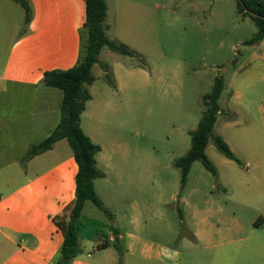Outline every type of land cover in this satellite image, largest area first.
Returning <instances> with one entry per match:
<instances>
[{"label": "rangeland", "instance_id": "obj_1", "mask_svg": "<svg viewBox=\"0 0 264 264\" xmlns=\"http://www.w3.org/2000/svg\"><path fill=\"white\" fill-rule=\"evenodd\" d=\"M105 3L106 36L131 55L102 49L86 86L92 99L80 126L101 148L96 166L103 177L93 185L108 213L87 201L83 214L176 249L179 264L254 254L255 246L234 250L227 243L264 242V39L246 44L256 24L238 14L235 0ZM219 76L224 88L213 133L238 162L209 141L205 155L215 173L195 161L182 183L175 161L188 151L203 96ZM62 146L71 151L66 139ZM201 231L205 242H196Z\"/></svg>", "mask_w": 264, "mask_h": 264}, {"label": "crops", "instance_id": "obj_2", "mask_svg": "<svg viewBox=\"0 0 264 264\" xmlns=\"http://www.w3.org/2000/svg\"><path fill=\"white\" fill-rule=\"evenodd\" d=\"M28 1L32 16L23 27L24 10L0 0V264H55L63 235L53 217L75 198L78 170L72 152L62 150L64 139L31 158L25 155L59 124L62 92L42 79L48 71L76 64L85 0ZM113 229L104 218L82 210L77 223L81 252L70 264H118L119 252L121 264H179L176 249ZM197 236L205 242L202 231L193 234L196 242ZM227 245L234 250L255 246L254 254L217 255L210 264H264V242L242 238Z\"/></svg>", "mask_w": 264, "mask_h": 264}, {"label": "trees", "instance_id": "obj_3", "mask_svg": "<svg viewBox=\"0 0 264 264\" xmlns=\"http://www.w3.org/2000/svg\"><path fill=\"white\" fill-rule=\"evenodd\" d=\"M12 1L24 10L23 27H26L32 16L29 1ZM235 1L238 14L249 17L258 29L246 44L260 42L264 39V20L251 17L244 12V8L264 16V0H242L243 7L237 0ZM105 18V0H85V21L79 29L80 42L76 64L67 70L48 71L42 79L43 84L47 87L56 88L62 92L59 124L43 141L29 147L25 155V159L31 158L48 150L55 142L66 139L77 164L75 198L60 214L53 217L54 224L63 235V242L55 264H70L81 252L77 238V223L85 202L90 201L98 209L108 213L96 195L93 185L94 180L103 177L96 166V155L101 151V148L84 134L80 126V116L85 110V104L91 100L86 86L91 85L95 80L92 67L98 63V55L101 50L108 49L121 55H131L125 46L106 36ZM223 88V77H216L210 93L203 96L204 111L197 128L190 133V147L184 156L175 161V166L181 172L182 183L185 182L189 169L195 161H199L208 171L215 173L213 164L205 155V148L209 141L213 142L217 151L225 158L238 162L227 143L213 133V127L220 111L218 100ZM109 217L112 218L111 215ZM112 245L118 252V244L113 243ZM118 264H121L120 252Z\"/></svg>", "mask_w": 264, "mask_h": 264}, {"label": "water", "instance_id": "obj_4", "mask_svg": "<svg viewBox=\"0 0 264 264\" xmlns=\"http://www.w3.org/2000/svg\"><path fill=\"white\" fill-rule=\"evenodd\" d=\"M243 7V4H242V0H237ZM244 12L247 13L248 15H250L251 17H255V18H259L261 20H264V16L260 15V14H257L253 11H250L246 8H244ZM115 241H117V238L115 239Z\"/></svg>", "mask_w": 264, "mask_h": 264}]
</instances>
